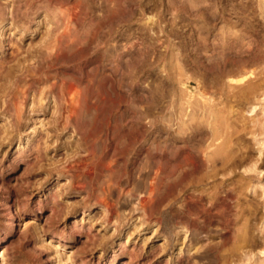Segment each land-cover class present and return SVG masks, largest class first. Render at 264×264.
Instances as JSON below:
<instances>
[{
	"label": "rangeland",
	"instance_id": "374dc122",
	"mask_svg": "<svg viewBox=\"0 0 264 264\" xmlns=\"http://www.w3.org/2000/svg\"><path fill=\"white\" fill-rule=\"evenodd\" d=\"M57 22L75 30L59 48ZM37 61L76 82L79 117L56 118L54 98L35 94ZM90 140L93 158H81ZM153 169L172 173L143 208ZM10 261L264 264V0H0V264Z\"/></svg>",
	"mask_w": 264,
	"mask_h": 264
},
{
	"label": "bare ground",
	"instance_id": "6f19581e",
	"mask_svg": "<svg viewBox=\"0 0 264 264\" xmlns=\"http://www.w3.org/2000/svg\"><path fill=\"white\" fill-rule=\"evenodd\" d=\"M29 10V9H28ZM10 11V10H9ZM11 12H12V10H11ZM16 13V12H15ZM72 13L74 14V15H72V17H71V19L72 20H74L75 22H80L81 20V18H79V16H77L76 14H75V12L74 11H72ZM24 15H26V13H24ZM23 15V16H24ZM28 15V14H27ZM26 17V16H25ZM81 17V16H80ZM22 21H23V19H22ZM25 21V20H24ZM58 21V20H57ZM92 21V20H91ZM13 21H11V23H12ZM14 22H15V20H14ZM25 23V22H24ZM57 23H59V22H57ZM20 25V24H19ZM72 25V24H71ZM77 25V24H76ZM16 26V25H15ZM24 26V25H23ZM18 27V26H17ZM71 27V26H70ZM75 35V30H69V28H68V26L67 25H64V26H62V24H56L55 25V31H54V36H55V44H54V46H56V47H62V44H63V41H65L66 39H67V37L69 38V36H74ZM71 37V38H72ZM52 40V39H51ZM68 41V40H67ZM65 42V44L66 43H68V42ZM72 41V40H71ZM70 41V42H71ZM73 42V41H72ZM71 42V43H72ZM76 42V41H75ZM74 42V43H75ZM64 44V45H65ZM76 44V43H75ZM63 45V46H64ZM74 45V44H73ZM51 46V45H50ZM67 46V45H66ZM53 47V44H52V46H51V48ZM69 47V46H68ZM50 48V49H51ZM55 48V47H54ZM57 51V50H56ZM45 52V51H44ZM47 52V51H46ZM55 52V51H54ZM49 53V52H48ZM44 54H46V53H44ZM120 55V54H119ZM46 56V55H45ZM50 56V55H49ZM53 57H54V55H53ZM116 57V56H115ZM41 59V58H40ZM51 59V58H50ZM38 60V59H37ZM38 62V61H37ZM121 63V62H120ZM39 62L35 65V67L34 68H38V69H36L37 70V72L40 74V75H42V77L45 79V81H44V83H45V88H41V89H39V91L37 90V93L35 92V94H38V97H39V99H44L46 96H48V95H50V96H52L53 98H54V109H55V112H56V115H57V117L56 118H59V117H61L64 113H66V115H67V117H72L73 115H75L76 117L75 118H77V116L79 117V114H80V108L81 107H83V106H81L80 107V100H79V98H77V96H78V88H76L77 86H75V84H76V82H75V84L74 83H72V82H61V83H59V82H57L56 80H55V78L54 77H52L51 79L49 78V73H48V71H46V70H43V68H40L39 67ZM48 64V63H47ZM49 65V64H48ZM30 66V65H29ZM119 66V65H118ZM121 66V65H120ZM29 68V67H28ZM119 69V68H118ZM28 72H30V71H28ZM36 73V72H35ZM37 74V73H36ZM39 74H38V76H39ZM31 75V74H30ZM53 76V75H52ZM90 77V76H89ZM42 78V79H43ZM103 78V77H102ZM101 78V79H102ZM91 79V78H90ZM47 81V82H46ZM36 85V84H35ZM29 86V85H28ZM40 86V85H39ZM38 86V87H39ZM44 86V85H43ZM100 86V85H99ZM101 86H103V85H101ZM27 87V86H26ZM31 87H32V85H31ZM98 87V86H97ZM96 87V88H97ZM29 89V88H28ZM19 91V90H18ZM26 91L27 90H25L23 93L24 94H26ZM33 92V93H34ZM28 93V92H27ZM47 94V95H46ZM77 95V96H76ZM15 96V95H14ZM36 97V96H35ZM49 97V96H48ZM88 100V99H87ZM38 102V101H37ZM88 106H89V104H88ZM87 106V107H88ZM81 115V114H80ZM64 116V115H63ZM146 116H147V114H146ZM148 117H150V119L153 121V120H155L154 119V117H153V115H148ZM55 118V119H56ZM62 118V117H61ZM69 118H68V120H69ZM72 119V118H71ZM80 119H81V117H80ZM117 119V118H116ZM149 119V118H148ZM77 120H79V119H77ZM70 121V120H69ZM69 121H67L66 120V122H65V125H64V127L66 128L67 126L69 127V125L71 126V124H70V122ZM81 121H83V120H81ZM117 121L118 120H115V122H114V124H112V125H110V124H108L107 125V128L109 129L108 131H111L113 134H112V136H110V137H112L113 138V136L115 137V135L117 134L118 135V133L120 134V131H119V128H120V126H118V123H117ZM121 121H122V119H121ZM151 121V122H152ZM78 122V121H77ZM75 124H77V123H75ZM81 124V123H80ZM79 123L75 126L74 124L72 125V126H75L74 128H76V130L78 131V129L80 130V125ZM84 124L85 123H83L82 125L84 126ZM151 124V123H150ZM149 124V125H150ZM78 125H80V126H78ZM86 125V124H85ZM85 127V126H84ZM82 129V128H81ZM121 129V128H120ZM84 130V129H83ZM83 130H81L82 132H83ZM119 131V132H118ZM124 131V130H123ZM90 133V132H89ZM87 135V134H86ZM122 135V134H121ZM85 136V135H84ZM90 136V135H89ZM109 137V138H110ZM90 138V137H89ZM116 138V137H115ZM92 139V138H91ZM87 140V139H86ZM114 140V139H113ZM116 140H117V138H116ZM88 141V140H87ZM92 141H94V140H92ZM91 142V140L88 142V143H90ZM118 142H119V140H118ZM117 142V143H118ZM85 143H87V142H85ZM92 143V142H91ZM88 144V145H85L86 146V148H85V153L82 155V157L81 158H84V157H92L93 155H94V153H95V149L93 150V147L94 146H96L95 145V143H94V146H93V143L92 144ZM160 143V142H159ZM115 144V143H114ZM166 146V145H165ZM116 147V146H115ZM152 147H153V145H152ZM179 147V146H178ZM182 147V146H181ZM184 147V146H183ZM192 147V146H191ZM194 147V146H193ZM207 147V146H206ZM154 148V147H153ZM158 148V147H157ZM195 148V147H194ZM193 149V148H192ZM117 150V149H116ZM157 150V149H156ZM194 150V149H193ZM222 150H223V148H222ZM82 151V150H81ZM160 151L162 152L161 154H160V158L162 157V158H165V159H163L164 160V162L166 163L167 161H169L166 157H168V158H170V156H167V153H166V157H164V152H167L168 150H166V148H164V149H160ZM188 150H186V152H187ZM216 152V151H215ZM158 152L157 151H155V148L153 149V150H149L148 151V158H158V156H159V154H157ZM160 153V152H159ZM183 153V152H182ZM206 153V152H205ZM163 154V156H161ZM168 154L170 155L171 153H169L168 152ZM184 154V153H183ZM202 154V153H201ZM158 155V156H157ZM189 155H190V152H189ZM172 156H174V155H171V157ZM181 156V155H180ZM183 156V155H182ZM187 156L188 155H186V153L184 154V156L183 157H181L182 159H184V161H187V160H189V156H188V158H187ZM216 156V155H215ZM214 156V157H215ZM192 157V156H191ZM211 157V156H210ZM210 157H208V158H210ZM86 158H85V161H86ZM93 158V157H92ZM108 158V157H107ZM174 158H176L175 156H174ZM178 158V157H177ZM109 159H110V157H109ZM187 159V160H186ZM82 160V159H81ZM94 160V159H93ZM111 160V159H110ZM156 160H158V159H156ZM161 160V159H160ZM172 160H173V158H172ZM177 160H179L180 161V159L178 158ZM190 160H191V158H190ZM209 160H211V159H209ZM105 161H107V160H105ZM159 161V160H158ZM171 161V160H170ZM179 161H177V162H179ZM181 161H183V160H181ZM180 161V162H181ZM212 161V160H211ZM210 161V162H211ZM83 162V161H82ZM160 162V161H159ZM175 162V161H174ZM164 163V164H165ZM169 163V162H168ZM170 163H172V162H170ZM176 163V162H175ZM161 164H163V163H161ZM179 164H181V163H179ZM166 165V164H165ZM177 165V164H176ZM169 166H172V165H169ZM168 166V167H169ZM164 167V166H163ZM163 167H162V169H163ZM178 167V166H177ZM109 168V167H108ZM157 168V167H156ZM165 168V167H164ZM167 168V167H166ZM168 169V168H167ZM166 169V171L167 172H162V174H160L161 172H160V169H157V170H154V171H152L153 173H152V175L150 174V179H149V182H147L148 183V187H147V189H146V191H145V193L144 194H140L141 195V197L139 198V206H141V207H143V208H145V206L147 205V203H148V199H149V197L153 194V191H154V189L162 182V180H164L163 178L165 177V176H167L168 175V172H169V170H167ZM169 169H170V167H169ZM171 171H173L172 169H170ZM169 172V173H172V172ZM148 174V173H147ZM211 175V174H210ZM170 176V175H169ZM112 180V179H111ZM198 180V179H197ZM148 181V180H147ZM162 183H164V182H162ZM160 186V185H159ZM106 187V186H105ZM108 190V189H107ZM128 190V189H127ZM109 191V190H108ZM130 192V191H129ZM130 194V193H129ZM107 195V194H106ZM105 195V196H106ZM132 195V194H131ZM154 195V194H153ZM191 195V194H190ZM104 196V197H105ZM186 196H188V194L186 195ZM189 197V196H188ZM187 197V198H188ZM102 198H103V196H102ZM200 200V199H199ZM102 201H104V200H102ZM150 201V200H149ZM196 201V200H195ZM100 202H101V199H100ZM102 203V202H101ZM106 205H107V203H105ZM109 205V204H108ZM148 207V206H147ZM150 207V206H149ZM183 207V206H182ZM209 207V206H208ZM188 208V207H187ZM217 208V207H216ZM191 209V208H190ZM146 210V209H145ZM188 210V209H187ZM183 211V210H182ZM182 211H181V214H182ZM189 211V210H188ZM191 212V211H190ZM195 211H193V213H194ZM185 213H186V211H185ZM197 213V212H196ZM206 213V212H205ZM187 214H188V212H187ZM186 214V215H187ZM191 214V213H190ZM204 215V214H203ZM188 216V215H187ZM190 216H192V215H190ZM218 216V215H217ZM180 217V216H179ZM204 217V216H203ZM185 218H186V216H185ZM184 219V218H183ZM182 219V220H183ZM190 219V218H189ZM196 219V218H195ZM9 220H10V222H11V229H13L14 228V226H15V218H14V214H13V211L12 210H10V214H9ZM188 222V221H187ZM203 222V221H202ZM182 223H184V222H182ZM189 223H190V221L188 222V225H189ZM193 223V222H192ZM192 223H190V224H192ZM185 224V223H184ZM195 224V223H194ZM194 226V225H193ZM13 262H14V260H13ZM9 264H13L11 261L9 262Z\"/></svg>",
	"mask_w": 264,
	"mask_h": 264
}]
</instances>
